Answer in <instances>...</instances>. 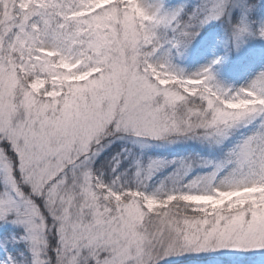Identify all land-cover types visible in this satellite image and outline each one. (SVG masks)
Returning <instances> with one entry per match:
<instances>
[{
	"label": "snow or ice",
	"instance_id": "obj_1",
	"mask_svg": "<svg viewBox=\"0 0 264 264\" xmlns=\"http://www.w3.org/2000/svg\"><path fill=\"white\" fill-rule=\"evenodd\" d=\"M0 264H264V0H0Z\"/></svg>",
	"mask_w": 264,
	"mask_h": 264
}]
</instances>
